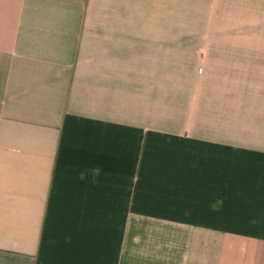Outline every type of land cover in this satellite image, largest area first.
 Segmentation results:
<instances>
[{
	"label": "crops",
	"instance_id": "obj_1",
	"mask_svg": "<svg viewBox=\"0 0 264 264\" xmlns=\"http://www.w3.org/2000/svg\"><path fill=\"white\" fill-rule=\"evenodd\" d=\"M0 264H264V0H0Z\"/></svg>",
	"mask_w": 264,
	"mask_h": 264
},
{
	"label": "rangeland",
	"instance_id": "obj_2",
	"mask_svg": "<svg viewBox=\"0 0 264 264\" xmlns=\"http://www.w3.org/2000/svg\"><path fill=\"white\" fill-rule=\"evenodd\" d=\"M193 56L194 57H197V59H198V55H188V54H184V55H182V59L181 60L184 61V62H188L189 59L191 61V59L193 58Z\"/></svg>",
	"mask_w": 264,
	"mask_h": 264
}]
</instances>
